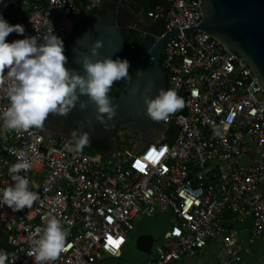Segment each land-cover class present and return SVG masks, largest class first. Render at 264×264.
<instances>
[{"label":"built area","instance_id":"2783aa9c","mask_svg":"<svg viewBox=\"0 0 264 264\" xmlns=\"http://www.w3.org/2000/svg\"><path fill=\"white\" fill-rule=\"evenodd\" d=\"M103 1L20 0L12 23L25 27L24 36L54 28L65 42L76 17L100 10ZM159 1L147 17L164 25L160 37L202 23L200 1ZM22 38L14 32L6 39ZM160 65L184 108L160 121V129H148L151 139L128 158L115 149L107 166L100 155L69 151L68 135H51L52 116L41 131H8L0 120V188L12 183L8 169L24 150L33 163L29 187L39 193L31 208L0 204L6 264H35L42 234L36 229L49 215L68 231L67 250L52 264L116 259L134 224L156 214L170 215L171 225L142 264H177L209 246L218 248L217 264H244L252 256L264 240V90L234 54L199 29L170 37ZM9 106L0 89V112Z\"/></svg>","mask_w":264,"mask_h":264},{"label":"clouds","instance_id":"9594fccd","mask_svg":"<svg viewBox=\"0 0 264 264\" xmlns=\"http://www.w3.org/2000/svg\"><path fill=\"white\" fill-rule=\"evenodd\" d=\"M7 7V0H0ZM23 36L9 42L11 33ZM22 24H11L0 12V89H3L10 106L0 112L3 128L8 131L44 128L50 114L67 116L79 104L86 109L93 104L96 120L109 126L117 115V105L110 96L115 82L130 79V61L126 58L105 57L93 60L85 56L82 67L85 75L66 65L65 43L54 28L37 35L24 36ZM103 42L96 40L91 48L92 56H99ZM7 70V71H5ZM87 96L88 100H82ZM147 114L153 121H167L185 106V100L174 88L160 89L154 98H146ZM82 126V123H81ZM74 143L69 151L79 153L90 144L89 132L73 130ZM33 167L28 154L21 150L17 162L8 171L12 183L0 188V204L13 211L31 208L39 199V193L31 190L27 172ZM23 173V174H22ZM39 236L35 249V264H52L67 250L68 231L55 215L46 218V225L36 229ZM7 253L0 249V264H6Z\"/></svg>","mask_w":264,"mask_h":264},{"label":"water","instance_id":"95a60500","mask_svg":"<svg viewBox=\"0 0 264 264\" xmlns=\"http://www.w3.org/2000/svg\"><path fill=\"white\" fill-rule=\"evenodd\" d=\"M198 1H200L202 23L191 28L175 29L160 37L165 32L162 24L147 36L140 50L133 53L126 47L124 38V30L130 27L120 23L113 26L114 13L117 11L115 5L121 4V7H118L119 16H117L120 19L123 16L121 10H125L123 7L129 6L136 13H139L140 8L132 0H104L100 11L105 12L108 18L95 19L83 32H74L70 35V50L66 66L86 76V71L82 67V60L85 56L93 60L105 57L128 59L131 64L130 79L121 80L125 83V87L117 99H112L113 103L118 106L117 115L106 128L96 120L93 104L89 103L88 107L83 110L77 104L67 116L55 117L54 126H59V130L52 129L50 134L57 135L60 131L61 134H66L71 139L73 130H81L89 132L90 139L93 141H105L114 140L117 128L130 129L134 134L139 133L138 148H140L147 140L149 122L153 121L147 114L145 99L154 98L160 89H167L165 74L160 65L164 44L172 36L187 35L188 32L197 29L216 39L227 51L234 54L264 90V0ZM157 3H163V1L152 0V5ZM86 19L87 15H78L75 20L76 25L73 26L74 31L76 26ZM96 40L102 41L103 46L98 49L99 56H92L91 48ZM81 48L83 51L80 50ZM118 82L120 81L114 84ZM81 99L87 101L88 97L82 96ZM116 146V143L112 141L110 156L102 157L105 166L113 163ZM2 226L3 224L0 228ZM7 240V235L0 234V243L5 245L6 251L8 250ZM155 243L153 234H141L135 240V250L149 258Z\"/></svg>","mask_w":264,"mask_h":264},{"label":"rangeland","instance_id":"374dc122","mask_svg":"<svg viewBox=\"0 0 264 264\" xmlns=\"http://www.w3.org/2000/svg\"><path fill=\"white\" fill-rule=\"evenodd\" d=\"M19 0H7V7L0 5V12H11L14 6L17 5ZM152 3V0H151ZM153 7V5H152ZM122 129L116 130L120 143H125ZM132 141V147L130 152H133L138 148V142L140 141L139 134L127 135ZM151 137V136H150ZM148 138V137H147ZM148 138L147 140H150ZM152 140H157L152 138ZM158 141V140H157ZM256 152H252V156H256ZM172 217L168 214H156L154 216L143 217L134 224V230L128 234V242L124 246L120 256L115 260L105 259L99 261L98 264H141L148 258L143 254L135 250V240L143 232H150L156 239L171 225ZM156 244V243H155ZM154 244V245H155ZM218 248L216 246H209L205 248L201 253H198L192 257H184L177 264H217L216 253ZM244 264H264V240L258 242L253 247V254L248 258Z\"/></svg>","mask_w":264,"mask_h":264},{"label":"flooded vegetation","instance_id":"af4514ba","mask_svg":"<svg viewBox=\"0 0 264 264\" xmlns=\"http://www.w3.org/2000/svg\"><path fill=\"white\" fill-rule=\"evenodd\" d=\"M121 5V4H120ZM119 4L115 5L116 8V12L114 13V24L113 26H116V23H120L122 25H125L126 27H130V28H126L124 30V33H126L128 30H132L136 33H138L141 37H143V34L145 32H149L151 33L153 31V27H154V22L152 20H150L149 18H147L144 10L138 6L140 8L141 11H139L138 15H136L133 10V8L126 6L123 7L125 10H121V14L123 15L121 17V19L117 16H119L118 13V7H121ZM105 19L108 18L106 17V13L102 12L100 10H97L93 13H89L87 14V19L80 23L79 25L76 26L75 28V33H81L83 32L87 27H89V25L95 20V19ZM119 18V19H118ZM70 39L66 42L65 44V55H68L69 50H70V44H69ZM81 51H83V49H80ZM123 83V85H121ZM121 85V86H120ZM125 87V83L120 81L116 84H113L112 86V90L110 92V96L112 99H117L120 95V93L122 92L123 88ZM52 116V115H51ZM52 121L50 124H47L48 129L54 127V122H55V117L56 116H52ZM129 122V121H128ZM56 130H59V126L55 127ZM161 128V123L157 122V121H150L149 122V129L151 130H158ZM119 128L115 129L118 130ZM124 133L127 135H133L134 133L130 130H124ZM115 134V133H114ZM135 134H139V133H135ZM0 249L4 250L6 252V247L3 243H0Z\"/></svg>","mask_w":264,"mask_h":264},{"label":"trees","instance_id":"16d2710c","mask_svg":"<svg viewBox=\"0 0 264 264\" xmlns=\"http://www.w3.org/2000/svg\"><path fill=\"white\" fill-rule=\"evenodd\" d=\"M132 1L136 5L140 6L144 10L146 16H147V13L153 9L151 0H132ZM19 2H20V0L18 1L17 5L14 6V8H13V10L11 12L7 11V12L4 13V17L11 24H13L12 20H13V18L15 16L16 9H17V6L19 5ZM159 23H160V21L159 22L158 21L154 22L153 30L156 29L159 26ZM124 38H125L126 47L128 48V50H130L133 53H137L140 50V48L142 47V45L144 44V41H145L144 37H141L138 33L134 32L132 30H128L126 33H124ZM66 42L67 41H65L64 43L66 44ZM131 43L134 44V49L133 50L130 49V44ZM121 85H123V83ZM175 131H176L175 129H171L170 128V132H169L170 135L174 134ZM122 133H124V131H122ZM114 136H115L114 140L93 141V140L90 139L89 146L85 147L82 152L87 154V155H91V156L100 155L103 158H108L110 156L111 142L114 141L116 143V145H117L116 146V150L120 151L124 155V157L128 158L129 155H130V149L132 147L131 139L124 135L125 143L124 142L120 143L117 132H115ZM70 143L71 144L74 143V140H73L72 137L70 139ZM165 231L166 230H164L161 235H163ZM143 233H145V232H143Z\"/></svg>","mask_w":264,"mask_h":264},{"label":"crops","instance_id":"0c3cea01","mask_svg":"<svg viewBox=\"0 0 264 264\" xmlns=\"http://www.w3.org/2000/svg\"><path fill=\"white\" fill-rule=\"evenodd\" d=\"M169 228V227H168ZM168 228L166 229V231L168 230ZM141 234H152V233H150V232H145V233H141ZM161 236H158L155 240H156V242H157V240L160 238ZM105 259H109V258H103L102 260H105ZM102 260H100V261H102ZM110 260H115V259H110ZM142 264V263H141Z\"/></svg>","mask_w":264,"mask_h":264}]
</instances>
